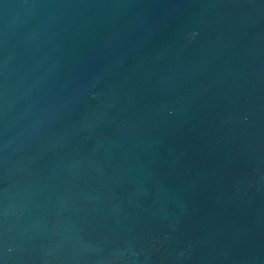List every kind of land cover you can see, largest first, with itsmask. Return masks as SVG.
I'll return each instance as SVG.
<instances>
[{"label":"water","instance_id":"1","mask_svg":"<svg viewBox=\"0 0 264 264\" xmlns=\"http://www.w3.org/2000/svg\"><path fill=\"white\" fill-rule=\"evenodd\" d=\"M0 264H264V0H0Z\"/></svg>","mask_w":264,"mask_h":264}]
</instances>
